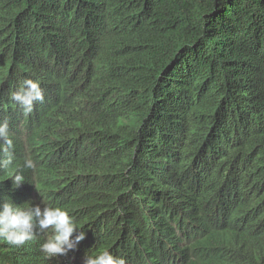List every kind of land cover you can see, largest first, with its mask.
<instances>
[{
    "label": "trees",
    "instance_id": "trees-1",
    "mask_svg": "<svg viewBox=\"0 0 264 264\" xmlns=\"http://www.w3.org/2000/svg\"><path fill=\"white\" fill-rule=\"evenodd\" d=\"M5 122L0 203L60 208L86 239L58 258L51 230L0 239V264H264V0H0Z\"/></svg>",
    "mask_w": 264,
    "mask_h": 264
},
{
    "label": "clouds",
    "instance_id": "clouds-1",
    "mask_svg": "<svg viewBox=\"0 0 264 264\" xmlns=\"http://www.w3.org/2000/svg\"><path fill=\"white\" fill-rule=\"evenodd\" d=\"M10 99L18 104L25 116L31 114L34 105L44 102V93L38 83L25 80L20 90ZM14 145L9 135L7 122L0 125V154L5 159L0 161L4 170L9 169L14 162ZM26 167L35 171V164L31 159L26 161ZM14 188L19 189L25 184L22 175H16L12 180ZM0 239L13 247L22 248L37 239V230L43 234L51 230L53 233L41 247V251L49 258L67 256L75 251L77 245L86 239V233L78 230L76 223L69 214L60 209L45 207H31L24 211L21 207L10 203H0ZM76 237L73 239V237ZM85 264H126L122 258H117L107 251L99 254L86 255Z\"/></svg>",
    "mask_w": 264,
    "mask_h": 264
}]
</instances>
